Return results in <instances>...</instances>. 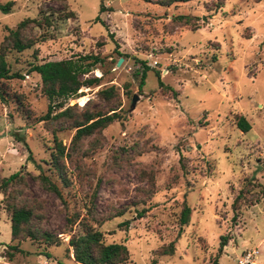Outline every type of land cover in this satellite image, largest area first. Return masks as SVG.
Instances as JSON below:
<instances>
[{"label": "rangeland", "instance_id": "374dc122", "mask_svg": "<svg viewBox=\"0 0 264 264\" xmlns=\"http://www.w3.org/2000/svg\"><path fill=\"white\" fill-rule=\"evenodd\" d=\"M8 1L14 4L10 12L0 10V43L6 26L26 17L51 13L53 22L46 31L31 23L25 37L45 33L46 39L6 53L10 71L21 77L0 80V180L24 170L26 185L18 200L38 201V227L61 242L45 247L22 237L23 252L8 258V245L16 241L0 193V264H80L67 242L70 233H83L84 221L100 230L105 242L125 244L127 264H235L243 250L252 248L259 250L255 264H264V0H189L169 6L145 0L0 3ZM69 10L74 17H57ZM179 14L197 18L195 27L174 23L172 16ZM91 53L103 62L80 78L102 76V83L82 86L80 95L65 104L113 108L117 102H106L97 91L114 84L121 119L81 141L67 162L71 182L65 187L44 160L54 135L69 145L73 130L41 119L48 100L39 75L29 69L45 60ZM142 61L149 70L139 87L135 73L143 69ZM154 69L175 95L158 85ZM134 94L138 98L131 108ZM239 116L250 124L247 132L237 126ZM142 170L154 177L150 195L147 180L139 177ZM41 171L61 197L37 178ZM241 189L244 200L233 218L232 202ZM92 193L95 217L123 214L95 223L85 208ZM184 200L190 220L180 227ZM125 220L128 226L120 227ZM221 236L227 240L219 249ZM171 241L174 253L158 255V248Z\"/></svg>", "mask_w": 264, "mask_h": 264}, {"label": "trees", "instance_id": "16d2710c", "mask_svg": "<svg viewBox=\"0 0 264 264\" xmlns=\"http://www.w3.org/2000/svg\"><path fill=\"white\" fill-rule=\"evenodd\" d=\"M152 1L160 6H169L177 2H186L189 0H145ZM14 1H8L4 4L0 3V10L4 13L10 12L13 7ZM65 8V6H63ZM103 4L100 7V11H103ZM42 13V11L40 12ZM41 16V15H40ZM52 14H44L39 18L26 17L20 20L15 27L6 26L7 33L4 37V41L0 43V80L10 79L16 76L21 77L18 73H12L6 60V53L10 50L22 52L25 49H29L34 46L38 41H44L46 39L45 33L38 37L31 35L25 37L23 31L27 29L31 23L38 28H45V31L52 25ZM73 11H67L64 14L57 12L58 18L74 17ZM195 17L191 15H174L172 21L181 25H196ZM96 20L101 21L104 25V21L100 17H96ZM106 26V25H105ZM123 56V55H122ZM103 59L98 54H86L78 56L76 59L66 58L60 60H45L40 63L31 65L29 71L36 72L41 80V90L44 96L48 100L47 110L42 115L41 119L47 121H56L58 123H67L69 130H73L69 145H66L54 135L52 149L50 151L48 159L44 160L53 170L56 172L58 180L63 186H69L71 182L70 174L67 169V162L72 160L73 154L78 150V147L83 139L95 134L101 133L102 130L116 119H121V115L117 109L120 102L119 91L116 85L111 84L106 87H100L97 91L98 96L106 102L115 101L117 104L113 108L103 110L100 108H83L78 109L76 105H66L65 101L68 97H77L81 92L78 90L82 87L97 86L102 83V76L100 77H85L81 79L82 75L87 74L99 63H102ZM143 69L136 72L139 75L138 86L142 87L145 82L146 72L149 67L142 61ZM154 74L157 77L158 85L164 89L172 90L171 86L165 85L160 79V71L154 69ZM128 83L124 84L125 92H129ZM173 94L176 92L174 90ZM121 110V109H120ZM237 126L243 132H247L250 129V124L243 116H239L236 122ZM28 160L32 162V156L28 155ZM23 167V166H22ZM24 170H17L10 175L3 177L0 180V193L3 195L4 208L9 212L10 226H11V240L16 241L8 245L7 250L8 258H12L15 253L23 252L19 247V239L22 237L29 238L35 243L44 245L45 247H51L59 245L61 239L47 231L38 227L37 223L42 219V213L40 212V203L38 201H23L18 200V196L22 191V187L26 185ZM139 177L142 180H147L149 187L147 194H152L155 186L154 177L152 174H147L145 171L139 173ZM37 178L46 185L47 188L54 191L58 196L61 195L59 187L50 177L44 174L42 171L37 175ZM246 184H250V179H245ZM92 195L87 199L85 208L88 211L90 219L94 220L97 224H102L104 220L113 219L115 216L122 215V211H117L113 215L105 217H95L90 209ZM244 200V191L241 189L232 202L234 210V216L240 209L241 201ZM191 207L186 200L183 201L181 209L179 211L178 222L180 227L187 224L190 220ZM140 214V213H139ZM78 215L68 218V222H73L74 218ZM84 220V219H83ZM83 222V221H81ZM84 231L80 235L69 234L68 246L71 248V254L73 260L80 264H127L130 261V254L127 246L120 242L107 243L104 240L103 233L89 224L88 221H84ZM128 220L119 223L120 227H127ZM180 232H178L179 235ZM226 236H221L219 249H221L226 242ZM174 242L171 241L167 245L160 246L157 250L158 255H172L174 253ZM46 256H50L49 253H45Z\"/></svg>", "mask_w": 264, "mask_h": 264}, {"label": "built area", "instance_id": "2783aa9c", "mask_svg": "<svg viewBox=\"0 0 264 264\" xmlns=\"http://www.w3.org/2000/svg\"><path fill=\"white\" fill-rule=\"evenodd\" d=\"M258 254L259 250L257 248L245 249L236 258L235 264H255Z\"/></svg>", "mask_w": 264, "mask_h": 264}, {"label": "water", "instance_id": "95a60500", "mask_svg": "<svg viewBox=\"0 0 264 264\" xmlns=\"http://www.w3.org/2000/svg\"><path fill=\"white\" fill-rule=\"evenodd\" d=\"M122 61H123V58H122V57H120V58L117 60V63H116V65H117V66H120V64H121V62H122ZM137 98H138V96H137L136 94H134V95L132 96V101H131V108H133V107H134V105H135V102H136Z\"/></svg>", "mask_w": 264, "mask_h": 264}]
</instances>
